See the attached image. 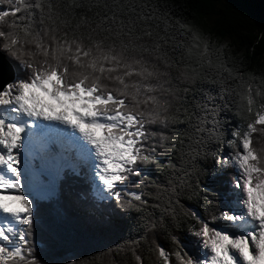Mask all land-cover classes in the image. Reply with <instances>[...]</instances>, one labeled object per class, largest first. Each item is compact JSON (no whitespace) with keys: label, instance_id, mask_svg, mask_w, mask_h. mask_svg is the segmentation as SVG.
I'll list each match as a JSON object with an SVG mask.
<instances>
[{"label":"snow or ice","instance_id":"6c2138e0","mask_svg":"<svg viewBox=\"0 0 264 264\" xmlns=\"http://www.w3.org/2000/svg\"><path fill=\"white\" fill-rule=\"evenodd\" d=\"M190 8L0 0V264H264V22Z\"/></svg>","mask_w":264,"mask_h":264},{"label":"trees","instance_id":"16d2710c","mask_svg":"<svg viewBox=\"0 0 264 264\" xmlns=\"http://www.w3.org/2000/svg\"><path fill=\"white\" fill-rule=\"evenodd\" d=\"M195 21L206 29L222 34L231 33L232 42L243 47L245 42L255 43L264 22V0H188ZM223 9V12H219ZM223 21V23H221ZM264 39L256 45L257 52ZM78 188H65L64 195L74 194Z\"/></svg>","mask_w":264,"mask_h":264}]
</instances>
